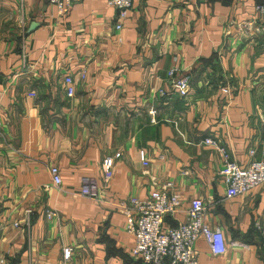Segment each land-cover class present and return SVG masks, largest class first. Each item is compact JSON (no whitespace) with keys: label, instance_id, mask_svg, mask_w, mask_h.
Here are the masks:
<instances>
[{"label":"crops","instance_id":"obj_1","mask_svg":"<svg viewBox=\"0 0 264 264\" xmlns=\"http://www.w3.org/2000/svg\"><path fill=\"white\" fill-rule=\"evenodd\" d=\"M115 23L105 0L62 16L47 0H0V264H143L117 205L166 181L180 205L165 223L184 221L198 197L226 241L214 255L197 238V264H264L254 227L264 182L225 198L222 159L203 143L217 140L240 165L264 157V0H133ZM170 68L188 76L183 96ZM83 177L98 200L78 195Z\"/></svg>","mask_w":264,"mask_h":264},{"label":"built area","instance_id":"obj_2","mask_svg":"<svg viewBox=\"0 0 264 264\" xmlns=\"http://www.w3.org/2000/svg\"><path fill=\"white\" fill-rule=\"evenodd\" d=\"M55 8L58 16L64 15L70 5L79 0H47ZM108 6L116 11L115 29L121 27L126 12L133 0H105ZM255 12H262L261 6L254 7ZM254 27V21L248 20L243 28ZM170 79L171 88L178 95L183 96L188 90V76L180 74L175 68L166 72ZM83 77V75H81ZM64 95L71 97L74 93V83L68 75L63 77ZM160 96H164L163 90H158ZM264 131V119L262 120ZM203 143L214 148L222 159L219 176L225 186L224 197L243 194L260 183L264 182V157L252 159L244 165L232 160L228 150L221 146L217 140L204 138ZM251 154L252 151L250 150ZM118 156V154H114ZM142 166L147 162L143 150L138 151ZM112 158L102 161V173L105 180L111 177ZM51 183L58 188L60 179L56 166L48 167ZM98 184L93 177L81 179L78 195L90 200H98L100 197ZM180 205V196L173 190L170 182H164L158 187H153L143 198L130 197L126 202L119 203L117 207L124 216V230L132 237L130 254L138 258L143 264H197L193 244L201 237L209 252L214 255L223 254L226 250V241L218 227L208 226L204 220L205 204L198 197L190 198L185 208V220L175 225H167L165 219L172 217ZM52 212H46L45 216L51 217ZM14 226L16 223L13 224ZM259 236V248L264 257V220L254 225ZM66 257L67 249H63Z\"/></svg>","mask_w":264,"mask_h":264},{"label":"water","instance_id":"obj_3","mask_svg":"<svg viewBox=\"0 0 264 264\" xmlns=\"http://www.w3.org/2000/svg\"><path fill=\"white\" fill-rule=\"evenodd\" d=\"M33 24L30 25V27H32Z\"/></svg>","mask_w":264,"mask_h":264}]
</instances>
